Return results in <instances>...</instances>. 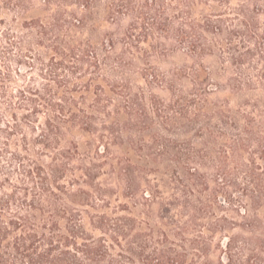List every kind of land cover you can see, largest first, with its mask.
<instances>
[{
  "label": "trees",
  "instance_id": "16d2710c",
  "mask_svg": "<svg viewBox=\"0 0 264 264\" xmlns=\"http://www.w3.org/2000/svg\"><path fill=\"white\" fill-rule=\"evenodd\" d=\"M34 1L0 0V264H264V0ZM169 43L235 105L139 66Z\"/></svg>",
  "mask_w": 264,
  "mask_h": 264
},
{
  "label": "rangeland",
  "instance_id": "374dc122",
  "mask_svg": "<svg viewBox=\"0 0 264 264\" xmlns=\"http://www.w3.org/2000/svg\"><path fill=\"white\" fill-rule=\"evenodd\" d=\"M42 0H35L33 2L34 4V10L31 11L27 16H36L37 15V8L41 6ZM259 9H261L259 21L261 23V29L262 34H264V5L261 3L259 5ZM130 23V20L128 18H124L122 22L120 23V26H116L114 24H110L109 22H104L100 28L98 29L97 33H94L93 39L95 41L101 40L100 38H107L113 35L114 37L120 39L121 35L125 32L128 25ZM101 32V34H100ZM91 32H89V35ZM102 35V36H101ZM163 49L159 47V49L155 50V53H153L151 56H148V58L144 61L141 65H139L142 68L145 67H152L154 69H157L162 74H166L167 76L172 75V73L176 72H182L185 74L186 71L191 70L192 68H196L199 65H204L211 73V83L214 85H222V88L219 90L214 91L213 95L211 96V101L214 103H220L224 101H228L231 99L232 103L236 100L231 95V90L229 88H226V85L229 84V82L232 79L238 78L237 73L239 71L236 64L234 65L232 62H228L223 67L221 61L216 56H206L202 59H195L190 56V54L187 51H184L183 49L174 51V48L172 47L171 43L167 44L166 47H162ZM120 47L117 48V51H119ZM261 59L258 63H250L248 61H243L241 66L244 70V72L248 74L254 75L255 80L259 81L257 79V76L260 77V74L264 73V53L261 58H257V60ZM259 64V65H258ZM261 70L263 73H255V71ZM188 80L183 81L182 83L187 85L189 82ZM143 86V83H139ZM225 86V88H224ZM262 90L260 93L262 94L264 98V89L260 87ZM154 93L164 100H169L168 93L166 91H163L161 89H155ZM235 105V103H233Z\"/></svg>",
  "mask_w": 264,
  "mask_h": 264
}]
</instances>
